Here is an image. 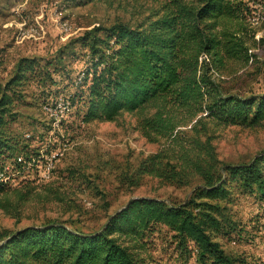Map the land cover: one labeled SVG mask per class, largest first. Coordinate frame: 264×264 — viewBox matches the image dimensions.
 <instances>
[{
	"label": "trees",
	"instance_id": "16d2710c",
	"mask_svg": "<svg viewBox=\"0 0 264 264\" xmlns=\"http://www.w3.org/2000/svg\"><path fill=\"white\" fill-rule=\"evenodd\" d=\"M117 1L134 3L142 18L98 27L81 38L88 52V66L77 83L85 88L81 121L134 118V131L157 151L128 176L130 186L149 178L161 186L189 188L190 194L179 203L130 199L88 233L51 218L3 230L0 264H146L149 239L160 227L170 234L176 252L194 253L201 264H240L216 242L223 223L215 203L229 198L233 182L243 193L254 188L264 193V152L247 163L227 164L213 141L218 126L250 128L264 120V96L232 94L222 79L227 64L245 68L254 61L251 50L257 41L245 24L251 9L242 0H151L147 6L139 0ZM32 64L21 60L11 83L22 80ZM8 86L0 95V159L18 154L13 170L22 173L27 163L34 168L39 156L33 159L4 135L5 118L11 117ZM10 181L0 182V211L17 221L33 199L62 201L50 186L41 198L30 185L34 180L14 189L8 188Z\"/></svg>",
	"mask_w": 264,
	"mask_h": 264
},
{
	"label": "rangeland",
	"instance_id": "374dc122",
	"mask_svg": "<svg viewBox=\"0 0 264 264\" xmlns=\"http://www.w3.org/2000/svg\"><path fill=\"white\" fill-rule=\"evenodd\" d=\"M139 2L151 4V0ZM242 2L252 12L245 24L257 41L251 50L254 61L245 68L227 64L222 79L232 94L259 98L264 96V8L260 0ZM137 14L138 7L131 1L0 0V95L9 84L5 94L12 99L8 106L11 117H4V135L18 143V148H26L33 159L39 156L36 166L26 167L22 173L13 170V159L19 156L16 153L0 159V167L7 168L8 188L34 180L30 185L36 186L41 198L46 186L58 190L62 198L33 199L18 221L0 211V233L37 225L45 218L88 233L130 199L179 203L189 196V188L161 186L149 178L138 187L130 186L128 176L141 160L157 151L156 145L134 131V118L123 115L114 123L81 121L85 88L77 83L88 66L81 38L118 21L133 24L142 18ZM21 60L33 63L31 71L11 83L17 78ZM214 133L213 144L224 163H247L264 152V120L250 128L218 126ZM51 158L48 178L39 179L46 176V162ZM239 186L230 183L228 201L215 203L222 210L223 223V235H217L216 242L225 255L240 264H264V193L255 188L252 193H243ZM174 247L170 234L163 227L157 228L143 258L146 264H201L194 253L186 256Z\"/></svg>",
	"mask_w": 264,
	"mask_h": 264
},
{
	"label": "built area",
	"instance_id": "2783aa9c",
	"mask_svg": "<svg viewBox=\"0 0 264 264\" xmlns=\"http://www.w3.org/2000/svg\"><path fill=\"white\" fill-rule=\"evenodd\" d=\"M80 80H81V77L78 78V83L80 82ZM63 107H65V105H63ZM17 162H18V163H22V159H21L20 157L17 158ZM52 163H53V158L47 160V162H46V166H45V168H46V174H45V175H46V176H40V177L38 176L39 179H43V180H44V179H47V178H48V176H49L48 173L50 172V169H51V167H52ZM26 167H28V168L31 167V164H30V163H27V164H26ZM26 167H25V168H26ZM25 168H24V169H25ZM6 170H7V168H4V169L0 170V182H1V183H7V182L10 180V179H9L10 177H8V176L5 177V176H4V175L6 174V172H5Z\"/></svg>",
	"mask_w": 264,
	"mask_h": 264
}]
</instances>
